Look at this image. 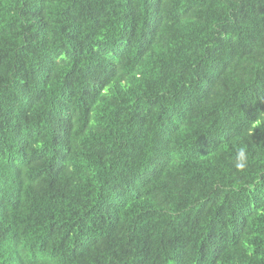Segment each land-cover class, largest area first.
<instances>
[{
	"label": "trees",
	"instance_id": "trees-1",
	"mask_svg": "<svg viewBox=\"0 0 264 264\" xmlns=\"http://www.w3.org/2000/svg\"><path fill=\"white\" fill-rule=\"evenodd\" d=\"M0 264H264V0H0Z\"/></svg>",
	"mask_w": 264,
	"mask_h": 264
},
{
	"label": "clouds",
	"instance_id": "clouds-1",
	"mask_svg": "<svg viewBox=\"0 0 264 264\" xmlns=\"http://www.w3.org/2000/svg\"><path fill=\"white\" fill-rule=\"evenodd\" d=\"M245 161V153L243 150H241L238 155H237V163H236V167L238 168H243L245 166L244 164Z\"/></svg>",
	"mask_w": 264,
	"mask_h": 264
}]
</instances>
